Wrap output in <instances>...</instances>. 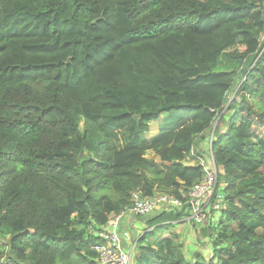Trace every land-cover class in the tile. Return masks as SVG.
Listing matches in <instances>:
<instances>
[{
    "label": "trees",
    "instance_id": "trees-1",
    "mask_svg": "<svg viewBox=\"0 0 264 264\" xmlns=\"http://www.w3.org/2000/svg\"><path fill=\"white\" fill-rule=\"evenodd\" d=\"M215 123L224 207L191 259L166 232ZM136 193L183 206L146 216L133 264H264V0H0V264H99Z\"/></svg>",
    "mask_w": 264,
    "mask_h": 264
},
{
    "label": "built area",
    "instance_id": "built-area-1",
    "mask_svg": "<svg viewBox=\"0 0 264 264\" xmlns=\"http://www.w3.org/2000/svg\"><path fill=\"white\" fill-rule=\"evenodd\" d=\"M212 160V161H211ZM205 170L202 181L196 184L189 193L190 218L198 225H202L224 207V196L216 193L218 185V170L215 167L213 155L210 154V164L199 159ZM164 205L176 208L183 206L182 202L171 195H159L153 198L143 197L141 193L133 196V203L117 217H114L105 227L95 234L103 244L93 246L99 255V264H133L135 253L123 245L118 231L120 221L127 215L146 217L156 213Z\"/></svg>",
    "mask_w": 264,
    "mask_h": 264
},
{
    "label": "crops",
    "instance_id": "crops-1",
    "mask_svg": "<svg viewBox=\"0 0 264 264\" xmlns=\"http://www.w3.org/2000/svg\"><path fill=\"white\" fill-rule=\"evenodd\" d=\"M167 122L171 123L167 119L166 116H162L157 122L152 123L150 125V132H148L146 134V139H148L150 141H153L157 137H159L162 128L167 125ZM153 124H157L158 125L157 129L156 128L153 129ZM214 126H216V123L214 124ZM215 129H216V127H214L211 130L210 135H209V133L207 135H205V137H204L205 141L204 142H203V139L199 140L197 145L195 146L196 151H198L201 154L198 157V161H199L200 157H204V155L202 154V153H204V151H208V155L212 154L211 147H212V141L214 139V131H215ZM150 155H153V157L150 158L149 157ZM147 157L149 159L155 160L157 163H160L159 156L154 154V152H152V151L148 152V156ZM193 163H194V161L191 160V159H189V162L188 161L186 162L187 165H192ZM217 170H218V168H217ZM159 195H170V194L158 193V194L154 195L153 197H156V196H159ZM153 197H151V198H153ZM173 209H176V207H173V206H170V205H164L160 210H158L155 214H152L151 216L157 215V214H159L161 212H164V211H172ZM137 218L142 219V223L141 224H139L138 222H135V224L133 223L134 221H139ZM145 218H147V217L141 218V216L136 217L134 215H131L130 217L123 218L120 221V223H119L120 227L118 225V231H119L120 237H121V239L123 241L124 247H126L129 250L133 249V251L135 253V256H136V253H137V241L139 240L140 236H142L143 233L147 232L148 230H152V228H150L148 223H147L148 219L146 220ZM143 223H144L145 227L143 226ZM172 226L175 227V229H174L175 231L176 230L181 231V230H185V229H188V228L193 229V230H191V232H192L191 236L195 237L196 239L198 238V235H200V234L197 233L196 227H195V223L190 218V216L186 217L184 220H181V221H174V224L173 225L171 224L168 227V229H170ZM203 226H205V225H203ZM140 227H142V229H140ZM180 228H183V229H180ZM172 233H174V232L172 231ZM166 234H167V232H166ZM159 235H161V234H159Z\"/></svg>",
    "mask_w": 264,
    "mask_h": 264
},
{
    "label": "rangeland",
    "instance_id": "rangeland-1",
    "mask_svg": "<svg viewBox=\"0 0 264 264\" xmlns=\"http://www.w3.org/2000/svg\"><path fill=\"white\" fill-rule=\"evenodd\" d=\"M233 97L232 94H230V98L229 100H231ZM157 124H153V129H157ZM160 126V125H159ZM215 126L212 127V129L214 128ZM211 133V132H210ZM126 134H124L123 132H115L112 134V137H113V142L115 143L116 147L118 149H123L126 147V142H125V136ZM210 135V134H209ZM146 138V136H145ZM205 141V138L203 137V142ZM204 155V157H200V159L204 160L206 162V164H210V154L208 155V151H204V153H202ZM150 158L153 157V155H150L149 156ZM212 161V160H211ZM131 215H127L126 217H130ZM125 217V218H126ZM139 221H134L133 223L135 224V222H138L139 224L142 223V219L140 218H137ZM147 219V218H145ZM206 223L202 224V225H205ZM143 226L145 227L144 223H143ZM120 227V225H119ZM143 227V228H144ZM140 229H142V227H140ZM175 227L172 226L170 229L167 230V234H171L172 231L174 233H177L178 235H180V242L183 243L184 245V251H185V255L188 257V258H195L196 254H200V255H203L205 258H210L211 255H212V246H211V243L209 242V238L207 237H204V236H200L199 238H195V237H192L191 234V230L193 229H185V230H174ZM180 229H183V228H180ZM196 231L198 234H200L199 232V228H196ZM3 240L0 239V243H2Z\"/></svg>",
    "mask_w": 264,
    "mask_h": 264
}]
</instances>
